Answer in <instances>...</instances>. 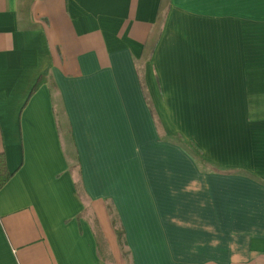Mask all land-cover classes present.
Instances as JSON below:
<instances>
[{
  "label": "crops",
  "instance_id": "0c3cea01",
  "mask_svg": "<svg viewBox=\"0 0 264 264\" xmlns=\"http://www.w3.org/2000/svg\"><path fill=\"white\" fill-rule=\"evenodd\" d=\"M0 153V264H264V0H0Z\"/></svg>",
  "mask_w": 264,
  "mask_h": 264
},
{
  "label": "rangeland",
  "instance_id": "374dc122",
  "mask_svg": "<svg viewBox=\"0 0 264 264\" xmlns=\"http://www.w3.org/2000/svg\"><path fill=\"white\" fill-rule=\"evenodd\" d=\"M112 216H113V225L115 227V231H116L117 236H118V246H119L121 261L123 264H131V257H130V254L127 250V247L124 243V240H123V238H120V236L117 232V230L120 229V222H119V220L116 219V217L114 215H112ZM105 249H106L105 243L102 241V238H101V250L104 251Z\"/></svg>",
  "mask_w": 264,
  "mask_h": 264
},
{
  "label": "trees",
  "instance_id": "16d2710c",
  "mask_svg": "<svg viewBox=\"0 0 264 264\" xmlns=\"http://www.w3.org/2000/svg\"><path fill=\"white\" fill-rule=\"evenodd\" d=\"M41 80L39 79V82L35 86L34 90L35 91L39 85ZM12 176V173L8 171L7 166H6V158L4 153H0V189L5 185V183L10 179ZM120 238H123L124 240V230L120 228L117 230ZM125 243V240H124Z\"/></svg>",
  "mask_w": 264,
  "mask_h": 264
}]
</instances>
